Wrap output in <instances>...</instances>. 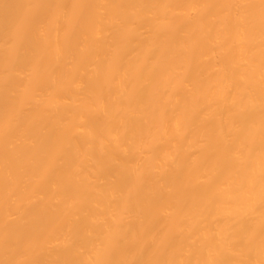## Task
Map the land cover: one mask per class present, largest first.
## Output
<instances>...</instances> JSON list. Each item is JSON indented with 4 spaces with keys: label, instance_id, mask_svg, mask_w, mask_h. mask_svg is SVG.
I'll return each instance as SVG.
<instances>
[{
    "label": "bare ground",
    "instance_id": "1",
    "mask_svg": "<svg viewBox=\"0 0 264 264\" xmlns=\"http://www.w3.org/2000/svg\"><path fill=\"white\" fill-rule=\"evenodd\" d=\"M0 264H264V0H0Z\"/></svg>",
    "mask_w": 264,
    "mask_h": 264
}]
</instances>
